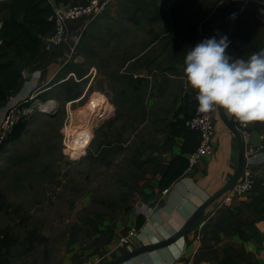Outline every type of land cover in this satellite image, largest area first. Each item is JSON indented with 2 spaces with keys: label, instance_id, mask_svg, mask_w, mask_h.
Segmentation results:
<instances>
[{
  "label": "rangeland",
  "instance_id": "1",
  "mask_svg": "<svg viewBox=\"0 0 264 264\" xmlns=\"http://www.w3.org/2000/svg\"><path fill=\"white\" fill-rule=\"evenodd\" d=\"M7 4L0 0V22L8 17ZM244 4L251 3L110 0L95 19L69 23L76 36L67 34L74 46L58 74L60 82L47 85L27 105L31 110L20 115L24 131L0 147V264H85L94 256L106 264L107 253L124 248L120 238L136 214L147 211L156 188L153 152L170 139L177 99L171 94L160 111L149 110L153 87L162 81L146 75L174 74L200 33ZM11 55L20 66L26 64L20 48L11 49ZM90 64L96 65L93 73ZM86 90V97L70 107L71 129L81 127L84 120L77 113L88 112L90 99L106 114L88 115L95 139L85 155L76 156L65 144L67 104ZM225 216L224 238L214 248L212 264L226 252L225 235L242 225L234 212Z\"/></svg>",
  "mask_w": 264,
  "mask_h": 264
},
{
  "label": "crops",
  "instance_id": "2",
  "mask_svg": "<svg viewBox=\"0 0 264 264\" xmlns=\"http://www.w3.org/2000/svg\"><path fill=\"white\" fill-rule=\"evenodd\" d=\"M53 1L57 5L74 3L73 0ZM253 7V3L244 4L239 10L231 11L229 14L238 12L236 20L231 21L229 15L221 17L216 20L214 27L206 33L210 36L217 32L227 34L231 41L230 52L234 54L245 38ZM70 31L74 32L75 38L76 28L69 24L67 34ZM203 38L205 37L199 36L194 43L196 44ZM72 46H74V39L70 43L67 36L65 42L53 49L52 52H44L40 49L38 56L33 61L28 60L25 56L26 64L22 66L20 86L12 97V102H8L0 108V122L8 107L23 101L32 91L40 95L49 89H45L47 85L60 82L57 81L58 74L60 69L62 70L67 65L69 50L72 49ZM262 49H264V5L259 6L253 21L250 38L237 57L247 59L254 52ZM132 60H127L126 64ZM176 67L173 70L174 74L168 75V78L163 75L153 76L150 73L146 75L147 78L154 81H162L161 84L158 83V88L153 87V97L148 100L149 110L160 111L164 99H168L171 94L177 95L169 124L170 139L166 146H160L153 152L154 161L157 163L153 178L156 188L150 196L148 205H146L149 210L148 217L140 230H137L136 238L130 239L121 250L107 253L104 260L106 264L130 252L161 244L174 237L208 200L230 182L237 170L240 145L228 124L231 116L217 110L213 117L215 136L212 153L201 158L189 173H183L170 187L163 191L158 190L159 179L170 160L175 156L187 158L197 147V134L192 133L194 142L192 141L188 146V151L184 152L185 136L172 133V126L184 123L193 110V91L185 88L183 64ZM93 69L95 71L96 65L90 64L91 73H93ZM170 99L172 101V98ZM104 100L106 101V99ZM172 104L169 102L168 107L173 106ZM261 133L260 123L258 121L250 122V136L242 139L244 164L247 165L254 181L250 193L234 198L229 207L226 208L227 210L224 208L219 211L218 209L223 206H218L216 201L214 203L216 207L212 204L205 209L177 242L164 248L137 255L120 264H212L213 257L211 258V255H213L214 248L220 246V241L224 238L221 228L226 226L225 222H228V218L225 216L227 211L234 212L242 225L239 226V229H235L230 236L225 235L229 242L225 246L226 252L238 256L240 264H264V149H258L262 145L259 139ZM250 149L255 150V154L248 155L247 152ZM253 210L259 211L260 214L254 216ZM130 223L131 226L128 230L135 227V218ZM250 223L256 225L262 236L260 245L247 229V225ZM208 225L209 229L212 230L211 233L206 231Z\"/></svg>",
  "mask_w": 264,
  "mask_h": 264
},
{
  "label": "clouds",
  "instance_id": "3",
  "mask_svg": "<svg viewBox=\"0 0 264 264\" xmlns=\"http://www.w3.org/2000/svg\"><path fill=\"white\" fill-rule=\"evenodd\" d=\"M230 44L227 34L217 32L189 47L185 88L193 91L199 112L221 110L245 125L264 122V49L243 59L229 51Z\"/></svg>",
  "mask_w": 264,
  "mask_h": 264
},
{
  "label": "trees",
  "instance_id": "4",
  "mask_svg": "<svg viewBox=\"0 0 264 264\" xmlns=\"http://www.w3.org/2000/svg\"><path fill=\"white\" fill-rule=\"evenodd\" d=\"M5 8L8 11V17L0 22V108L8 102L10 97L14 96L22 79V66L12 57L11 49L20 48L28 60L33 61L38 56L40 49L42 50V38L54 29L53 22L48 21V18L53 14L48 0H8ZM76 99L78 97L72 100ZM24 129L25 124L23 120L19 119L10 129L8 138L0 141V147L2 143L18 139ZM172 133L185 136L183 150L187 152L190 143L194 142L192 133L195 132L187 130L184 123H179L172 126ZM186 167L187 158L173 157L159 179L158 190L163 191L170 187L182 176ZM144 222L145 218L142 215L135 216L136 230H140ZM247 229L260 245L262 236L256 225L250 223L247 225ZM239 233L241 232L239 231ZM214 264H240V260L238 256L224 252L222 257L215 258Z\"/></svg>",
  "mask_w": 264,
  "mask_h": 264
},
{
  "label": "built area",
  "instance_id": "5",
  "mask_svg": "<svg viewBox=\"0 0 264 264\" xmlns=\"http://www.w3.org/2000/svg\"><path fill=\"white\" fill-rule=\"evenodd\" d=\"M110 0H88L84 3H71L66 5H57L54 1L48 0L51 5L53 14L48 18V21L53 22L54 29L42 38V51L52 52L58 46H61L67 38V25L69 23L78 22L82 19L89 18V20L95 19L99 16L107 7ZM232 2H249L255 4L258 0H231ZM261 5H264V0ZM234 14V17H233ZM238 12H232L229 14L231 21L236 20ZM202 37H209L207 33H200ZM1 43V42H0ZM37 96L35 91L25 98L23 101L13 104L5 111L1 122L0 141L10 131L13 124L20 119V115H25L31 108H27L26 104H29ZM193 110L191 115L184 121V126L187 130L195 132L198 137V145L194 151L187 156V167L184 173H189L197 162L207 157L213 150V139L215 136L213 117L216 111L202 113L197 110L196 101L194 100V93L192 95ZM8 102H12V97L8 99ZM7 102V103H8ZM26 105V106H25ZM262 128V133L259 139L262 145L258 149H264V122L258 121ZM230 123L233 128L238 132L242 139L249 138V124L245 125L235 118L230 117ZM255 150H248V155L255 154ZM246 159L247 156L245 155ZM246 162V161H245ZM254 181L252 175L247 167L243 165V169L240 173L238 180L235 184L221 196L217 201L218 206H224L230 204L236 197L244 196L250 193L253 189ZM149 210L146 212H138L136 215H144L146 219L149 215ZM138 231L135 227H131L126 236L120 238V244L127 245L129 240L136 238ZM102 257L94 256L85 264H101Z\"/></svg>",
  "mask_w": 264,
  "mask_h": 264
},
{
  "label": "water",
  "instance_id": "6",
  "mask_svg": "<svg viewBox=\"0 0 264 264\" xmlns=\"http://www.w3.org/2000/svg\"><path fill=\"white\" fill-rule=\"evenodd\" d=\"M263 0H258L253 7V10L250 14V18H249V25H248V30L246 32L245 38L241 44V46L239 47V49L234 53V55L238 56L241 51L244 49V47L246 46L249 38H250V34L252 31V26H253V21L255 18V15L257 13V10L259 8V6L261 5ZM230 51V48H229ZM229 127L232 129L233 133L235 134L236 138L239 141V145H240V153H239V161H238V166H237V170L234 174V176L232 177V179L230 180V182L222 189L220 190L216 195H214L210 200H208L198 211L197 213L191 218V220H189V222L184 226V228L178 233L176 234L174 237H172L171 239L161 243V244H156L153 246H149L146 248H142L140 250L134 251V252H130L128 254H125L111 262H108L107 264H120L132 257H135L137 255L149 252V251H153L159 248H164L167 246L172 245L173 243L177 242L178 240H180L185 233L187 232V230L190 228V226L195 222V220L205 211V209H207L210 205H212L213 203H215L216 201H218L221 196L223 194H225L234 184L235 182L238 180L240 173L243 169V165H244V148H243V142H242V138L241 136L238 134V132L233 128L231 123H228Z\"/></svg>",
  "mask_w": 264,
  "mask_h": 264
},
{
  "label": "bare ground",
  "instance_id": "7",
  "mask_svg": "<svg viewBox=\"0 0 264 264\" xmlns=\"http://www.w3.org/2000/svg\"><path fill=\"white\" fill-rule=\"evenodd\" d=\"M94 71V69H93ZM91 75V74H90ZM90 75L85 76L83 79L88 78ZM86 92L78 99L72 100L68 102L67 104V113L69 115L70 123L69 125H66L65 127V135H66V141L65 144L67 146V149L71 152H74L76 156H81L82 154L85 155L86 149L91 145L92 141L95 139V135L93 134V129L91 128V124H93V119H90L88 115L90 116L93 114V111L99 112V113H105L104 108L94 99H90L88 102V112L84 109H80L77 113V118L83 117V123L81 127L77 128L76 130L71 129L72 121L74 120L73 115L71 114L70 107L75 104L81 102L86 97ZM47 107H42L41 110L47 111ZM85 124V125H84ZM74 131V134H69L70 132ZM68 139V140H67Z\"/></svg>",
  "mask_w": 264,
  "mask_h": 264
}]
</instances>
